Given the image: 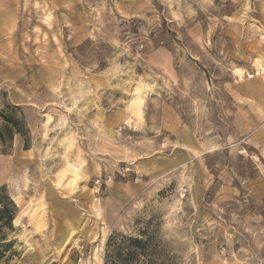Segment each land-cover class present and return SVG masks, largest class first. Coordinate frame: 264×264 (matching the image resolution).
Here are the masks:
<instances>
[{"label": "rangeland", "instance_id": "obj_1", "mask_svg": "<svg viewBox=\"0 0 264 264\" xmlns=\"http://www.w3.org/2000/svg\"><path fill=\"white\" fill-rule=\"evenodd\" d=\"M11 105L0 264H264V0H0Z\"/></svg>", "mask_w": 264, "mask_h": 264}, {"label": "trees", "instance_id": "obj_2", "mask_svg": "<svg viewBox=\"0 0 264 264\" xmlns=\"http://www.w3.org/2000/svg\"><path fill=\"white\" fill-rule=\"evenodd\" d=\"M3 116L5 124L0 128V141L10 142L14 134L26 135L24 119L18 106L11 105ZM17 208L13 200L0 187V255L11 248L14 239H7L13 230V220ZM104 264H153L152 251L148 243L139 236L127 234L110 235L106 242Z\"/></svg>", "mask_w": 264, "mask_h": 264}, {"label": "bare ground", "instance_id": "obj_3", "mask_svg": "<svg viewBox=\"0 0 264 264\" xmlns=\"http://www.w3.org/2000/svg\"><path fill=\"white\" fill-rule=\"evenodd\" d=\"M65 166L67 167V170H69L73 174V177H72V180H71V183H70V185H71L70 187H72V189H74L76 181H77V178H78V172H77L78 171V167H77V165L72 164L69 161L66 162Z\"/></svg>", "mask_w": 264, "mask_h": 264}]
</instances>
